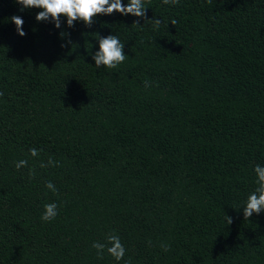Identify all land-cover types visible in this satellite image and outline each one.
<instances>
[{"label": "trees", "instance_id": "obj_1", "mask_svg": "<svg viewBox=\"0 0 264 264\" xmlns=\"http://www.w3.org/2000/svg\"><path fill=\"white\" fill-rule=\"evenodd\" d=\"M145 6L158 29L119 12L56 28L0 0V264H264V211L243 216L264 166V0ZM94 33L124 43L116 69L95 67ZM108 234L120 261L92 247Z\"/></svg>", "mask_w": 264, "mask_h": 264}, {"label": "clouds", "instance_id": "obj_2", "mask_svg": "<svg viewBox=\"0 0 264 264\" xmlns=\"http://www.w3.org/2000/svg\"><path fill=\"white\" fill-rule=\"evenodd\" d=\"M165 5H177L179 0H162ZM14 3L20 5V11L25 9L39 8L42 9L36 14L35 19L39 21H50L54 22L56 28L61 27V17H66L67 25L69 27L74 26V22L82 21L85 25L91 27L94 22V17L103 14L111 15L114 12H119L122 15L127 16L131 14L135 17L143 18L146 22H150L154 28H159L163 23L162 19H157L152 17L147 18V8L145 6V0H128L125 5L123 0H14ZM11 22L16 25L17 33L20 36L26 35L23 29L24 20L19 15H13L9 18ZM172 25H175L177 21L172 19ZM133 24H141L140 20H135ZM95 37L99 41V50L92 55V59L95 61V67L99 69L104 66L109 69H116L120 64H122L126 59V54L123 51L124 43H121L119 37L115 34H110L107 37H101L99 33H94ZM63 36L64 33H61ZM145 87H150V82L145 81ZM33 157H38L40 152L32 148L29 150ZM58 161L49 157L47 163L41 161L40 167L47 168L49 166H57ZM28 161L26 159H21L15 162V167L17 170L22 167H27ZM257 179V187L255 190L249 194L245 205L243 206V216L244 219H250L253 213L256 214L264 211V166L256 165L254 168ZM29 176H35V169L29 170ZM45 187L52 191L57 192V188L52 181H48ZM239 210V209H237ZM58 215V205L55 202L46 203L44 205V212L42 213L41 219L45 222H50ZM225 220L228 225L233 222L231 216H226ZM107 243L94 242L92 247L96 249L97 256L103 258L104 250L112 256L116 261H120L124 258L126 249L123 246L121 239L118 235L108 234L106 237ZM165 251L168 249L165 248ZM125 264H128L126 261Z\"/></svg>", "mask_w": 264, "mask_h": 264}]
</instances>
